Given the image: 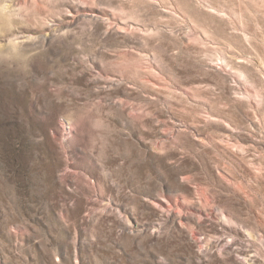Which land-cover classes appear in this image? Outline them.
<instances>
[{
  "label": "rangeland",
  "instance_id": "374dc122",
  "mask_svg": "<svg viewBox=\"0 0 264 264\" xmlns=\"http://www.w3.org/2000/svg\"><path fill=\"white\" fill-rule=\"evenodd\" d=\"M0 264H264V0H0Z\"/></svg>",
  "mask_w": 264,
  "mask_h": 264
}]
</instances>
